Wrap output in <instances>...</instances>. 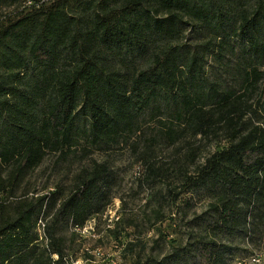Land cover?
Returning <instances> with one entry per match:
<instances>
[{"label":"trees","instance_id":"1","mask_svg":"<svg viewBox=\"0 0 264 264\" xmlns=\"http://www.w3.org/2000/svg\"><path fill=\"white\" fill-rule=\"evenodd\" d=\"M262 65L264 0H34L2 13L0 190L15 191L48 153L110 150L148 124L172 144L224 132L229 143L203 163L196 149L181 160L174 196L208 197L205 227L158 264H226L220 238L264 224V126L248 128L238 95L257 91ZM259 100L264 114V86ZM111 180L94 162L67 196L51 190L0 211V264H65L67 231L104 211Z\"/></svg>","mask_w":264,"mask_h":264},{"label":"rangeland","instance_id":"2","mask_svg":"<svg viewBox=\"0 0 264 264\" xmlns=\"http://www.w3.org/2000/svg\"><path fill=\"white\" fill-rule=\"evenodd\" d=\"M30 3L34 0H0V15ZM214 71L218 70L211 68L213 78ZM261 71L264 72V65ZM263 86L264 78L257 91L246 95L238 87V95L250 105L246 118L249 129L264 126L259 100ZM162 128L161 123L148 124L141 136L110 150L86 151L82 144L65 153H48L15 191L0 190L1 214L11 216L21 202L51 190L67 196L84 168L94 162L102 163L112 175L106 207L84 227L67 231L69 255L84 264H158L188 245L192 233L202 232L205 227L201 216L208 210L209 198L186 193L174 196V192L181 190L178 175L185 153L196 149V160L203 163L217 148L229 143L222 132L211 137L178 136L177 143L172 144L162 135ZM148 147L153 148L149 160L144 158ZM150 165L163 177L152 178ZM2 167L0 173L4 172L6 177ZM190 167L194 169V165ZM251 227L247 235L220 238L227 247L226 264H264V224L258 227L255 222ZM38 242L45 246L44 241Z\"/></svg>","mask_w":264,"mask_h":264},{"label":"built area","instance_id":"3","mask_svg":"<svg viewBox=\"0 0 264 264\" xmlns=\"http://www.w3.org/2000/svg\"><path fill=\"white\" fill-rule=\"evenodd\" d=\"M38 235H39V239L41 241H44L45 245H47L48 238L46 234V223L42 220H39V223H38ZM54 258L57 259L58 256L54 255ZM65 260H66L65 264H84L83 261H79L73 258H70V259L65 258Z\"/></svg>","mask_w":264,"mask_h":264}]
</instances>
